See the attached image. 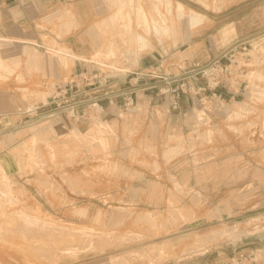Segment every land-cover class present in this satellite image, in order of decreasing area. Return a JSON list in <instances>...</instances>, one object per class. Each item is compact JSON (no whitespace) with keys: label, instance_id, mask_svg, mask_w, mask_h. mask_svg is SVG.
<instances>
[{"label":"rangeland","instance_id":"1","mask_svg":"<svg viewBox=\"0 0 264 264\" xmlns=\"http://www.w3.org/2000/svg\"><path fill=\"white\" fill-rule=\"evenodd\" d=\"M87 2L84 24L51 11L39 47L0 40V112L18 115L0 131V264H264V0ZM67 37L112 78L61 101L80 119L29 117L80 72L54 52ZM137 74L154 87L133 107H91Z\"/></svg>","mask_w":264,"mask_h":264},{"label":"crops","instance_id":"2","mask_svg":"<svg viewBox=\"0 0 264 264\" xmlns=\"http://www.w3.org/2000/svg\"><path fill=\"white\" fill-rule=\"evenodd\" d=\"M86 5H88L87 0H0V40L24 43L39 47L41 46L40 44L44 42L42 37L43 32L47 31V29L40 26L41 23H45L46 18L49 17L48 14L51 11L55 10L50 15L57 14L58 16L62 8L66 9V7L71 6L75 15V21L79 22L80 24H84L85 21L91 20L90 18L85 17ZM61 16H63V14H61ZM65 42L71 46V48L73 49L71 50L73 52L75 50L77 53L82 55L87 53V49L83 47V43L81 41L70 40V37H67V39H65ZM54 52L61 55L62 58L67 57L73 60L74 64L72 66L71 73L78 72L84 69H88V71L90 72L98 68L92 66V63H86V61L84 60L72 59L68 55L64 54V51L62 50L57 49L54 50ZM112 75L120 78V76H118L119 72L113 73ZM149 78L153 77L150 76ZM151 83L152 79L148 80L147 78L146 81H143L141 84L138 83L139 89L137 90V92L139 90H142L144 93H146V91L154 87V85ZM102 88L105 87H101V89ZM108 91L106 92H108L110 95L118 94L119 89H110ZM21 116L23 117V115L20 114L19 119L21 118ZM12 118L13 121H17L18 115ZM12 118L7 116V113L0 112V131L9 128L14 129L16 124L12 123L11 125L9 122H7V120L12 121ZM0 163L4 168L7 167L5 165V162L2 160L1 155Z\"/></svg>","mask_w":264,"mask_h":264},{"label":"built area","instance_id":"3","mask_svg":"<svg viewBox=\"0 0 264 264\" xmlns=\"http://www.w3.org/2000/svg\"><path fill=\"white\" fill-rule=\"evenodd\" d=\"M130 86V89L125 92H120L118 94L110 95L108 92L104 94H96L91 107L94 109H103L101 101L106 99L109 105H113L116 102L118 96H123L124 105L127 107H133L134 98L137 94L138 89V79L141 77L137 74ZM85 81L87 83H85ZM110 79L105 77L101 78L99 71L82 70L79 73L73 74V77L65 78L62 82L58 83L55 90L46 97V100L39 104L38 106L27 107L23 113L29 117H34L36 119H46L55 118L59 116L61 112H66L70 117L74 119H80L84 117V111L80 108L79 104H67L66 106H61V101L66 100L68 97H73L77 95L84 94L86 92V86L92 85L95 87H100L106 84ZM96 82L100 84H95ZM103 84V85H102ZM83 102V101H79ZM56 104V105H55Z\"/></svg>","mask_w":264,"mask_h":264},{"label":"bare ground","instance_id":"4","mask_svg":"<svg viewBox=\"0 0 264 264\" xmlns=\"http://www.w3.org/2000/svg\"><path fill=\"white\" fill-rule=\"evenodd\" d=\"M156 5V4H155ZM179 5H181L180 3H179ZM137 14H138V18H139V22H138V24L140 25V22L141 21H143L144 23H145V25L147 26V28H144L145 29V31H153V32H155L156 34H158V37H160L162 34H163V24H164V20H163V18H161L160 17V15L157 13L156 15H157V18H159V19H157V18H153L152 16H151V18H150V20H149V18H148V16H147V12H144V10L142 9V7L141 6H139L138 5V7H137ZM137 18V17H136ZM150 21H151V23H152V25H150ZM64 52V54H66V55H68L69 57H71L72 59H80V60H84V61H88L89 59H85V58H83V57H81L80 55H78V54H76V53H74L71 49H68V50H63ZM101 64V63H100ZM103 64V66L105 65V66H108L107 64H105V63H102ZM140 217H142V216H139V218ZM140 219H143V217L142 218H140ZM15 220L13 219V218H10V217H8L6 220H5V222H7V223H13ZM25 222L26 223H29V221L27 220V219H25ZM1 223V222H0ZM5 226V225H4ZM3 227V226H2ZM26 231H28L29 229L28 228H26L25 229ZM68 233V232H67ZM66 233V234H67ZM75 233H73V235H74ZM70 235V234H69ZM72 237V236H71ZM20 241V240H19ZM28 246H30L29 244H28ZM27 247V246H26ZM31 247V246H30ZM32 249V248H31Z\"/></svg>","mask_w":264,"mask_h":264}]
</instances>
